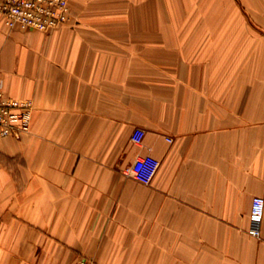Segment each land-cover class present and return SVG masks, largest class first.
Listing matches in <instances>:
<instances>
[{"label":"crops","instance_id":"obj_1","mask_svg":"<svg viewBox=\"0 0 264 264\" xmlns=\"http://www.w3.org/2000/svg\"><path fill=\"white\" fill-rule=\"evenodd\" d=\"M69 7L46 32L0 15L4 94L32 102L29 132L0 139V264H264V212L247 232L264 199V0ZM148 153L143 185L124 171Z\"/></svg>","mask_w":264,"mask_h":264},{"label":"built area","instance_id":"obj_2","mask_svg":"<svg viewBox=\"0 0 264 264\" xmlns=\"http://www.w3.org/2000/svg\"><path fill=\"white\" fill-rule=\"evenodd\" d=\"M0 15L9 29L46 32L70 21L69 0H0ZM32 102L5 96L0 79V139L20 138L29 132ZM143 130H133L130 141L141 146ZM171 141L170 139L168 140ZM160 161L151 154L136 155L125 169L127 177L136 182L149 185ZM264 212V199L254 196L251 199L248 234L260 237V223ZM74 264H98L92 259H80Z\"/></svg>","mask_w":264,"mask_h":264}]
</instances>
